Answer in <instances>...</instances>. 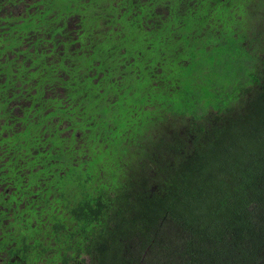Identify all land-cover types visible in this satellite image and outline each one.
Returning <instances> with one entry per match:
<instances>
[{
	"label": "trees",
	"instance_id": "trees-1",
	"mask_svg": "<svg viewBox=\"0 0 264 264\" xmlns=\"http://www.w3.org/2000/svg\"><path fill=\"white\" fill-rule=\"evenodd\" d=\"M34 4L0 17V220L44 202L57 250L6 264H264V0Z\"/></svg>",
	"mask_w": 264,
	"mask_h": 264
},
{
	"label": "flooded vegetation",
	"instance_id": "flooded-vegetation-1",
	"mask_svg": "<svg viewBox=\"0 0 264 264\" xmlns=\"http://www.w3.org/2000/svg\"><path fill=\"white\" fill-rule=\"evenodd\" d=\"M36 1H39V0H0V17L4 16V15H8L9 13L11 15L24 16L26 13L32 12L35 9L34 3ZM44 3L45 2H43V1L40 2V4H39L40 10H42ZM0 22H6V19L5 20L0 19ZM68 26H73V25L68 21ZM93 81H94V79H93ZM52 88L53 87L51 86V89ZM60 91H61V94L63 95L65 92V87L63 86V88H61ZM51 94H52V91L45 89V95L50 97ZM66 99H69V98H66ZM73 100H77V98H73ZM161 111L164 112L163 109ZM161 127L166 128L167 125L159 126V128H161ZM70 132H71V130L68 129L67 133L71 134ZM97 132H98V134L100 133V131H97ZM156 132H158V131H156ZM160 132H161V134H163V131H160ZM74 135L76 137L81 136L79 131H77ZM36 166H38V164ZM35 169L39 175V178L33 179V181H35L36 184L33 188L34 192L32 193V198L33 197L35 198L38 192H39V194H41L43 192V190L47 186L45 184V181L47 182L54 175L53 174V167L50 169V171L48 172V174L46 175L45 178H43V176L40 175V173L38 172L36 167H35ZM43 173L44 172H42V175H43ZM43 179H45V180L43 181ZM14 205L16 206V208L14 209V213L11 216H8L7 218H5L6 220H3V221L0 220V231L2 232V230H1L2 228L7 230V237L5 239L0 237V242L2 239H3V242H5L7 240L4 249H3L2 244H0V264H6L7 263L3 260V258L9 256L8 252H14L16 254L15 257L18 258L19 255L17 256L15 249L14 248L12 249V247H14L16 245V242L21 241V240L23 241V238H24V242L26 244H29V245L36 244L35 245L36 248L34 247L35 251H40L43 254H49V252L57 250L51 244L53 242H51V240H49V235L47 236L44 233H40V232H34L33 234L29 235V232H30L29 230L26 232L25 229H22V227L24 226V223L27 224L28 228H29V226L32 227L34 222H36L35 218L38 217L37 215H41V213L43 211L46 212L45 203L44 202L39 203L38 201H34V207L36 208V210H33L32 214H30L28 212V210H26V207L29 206V205H27L26 201L19 200L17 202V204L13 203V206ZM7 214H9V212ZM28 215H31V216H28ZM43 217H45V216H43ZM1 232H0V234H1ZM25 232H26V234L24 235ZM8 234H10V235L8 236ZM46 234H49V233H46ZM43 239L48 240L49 242L44 243V244H43V242H40L37 244V242H39L40 240H43ZM13 257H10V259H12Z\"/></svg>",
	"mask_w": 264,
	"mask_h": 264
},
{
	"label": "rangeland",
	"instance_id": "rangeland-1",
	"mask_svg": "<svg viewBox=\"0 0 264 264\" xmlns=\"http://www.w3.org/2000/svg\"><path fill=\"white\" fill-rule=\"evenodd\" d=\"M102 116H103V115H102ZM108 117H109V115H108V114H104V116H103L104 120H107V119H108Z\"/></svg>",
	"mask_w": 264,
	"mask_h": 264
}]
</instances>
